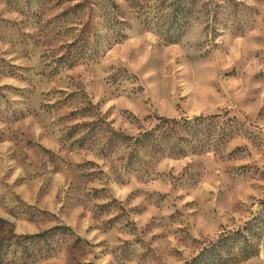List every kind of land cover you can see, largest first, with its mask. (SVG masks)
<instances>
[{
  "label": "rangeland",
  "instance_id": "374dc122",
  "mask_svg": "<svg viewBox=\"0 0 264 264\" xmlns=\"http://www.w3.org/2000/svg\"><path fill=\"white\" fill-rule=\"evenodd\" d=\"M0 264H264V0H0Z\"/></svg>",
  "mask_w": 264,
  "mask_h": 264
},
{
  "label": "trees",
  "instance_id": "16d2710c",
  "mask_svg": "<svg viewBox=\"0 0 264 264\" xmlns=\"http://www.w3.org/2000/svg\"><path fill=\"white\" fill-rule=\"evenodd\" d=\"M182 11V10H181ZM171 19V18H170ZM174 22L170 23L167 29V36L169 42L175 39L177 28L180 29L183 22H180L173 16ZM179 24V26L177 25ZM173 32L170 34L171 29ZM228 116L225 111L222 114H215L210 116H194V117H180V118H162L153 128L142 129L137 135H126L114 130L105 129L109 133L107 136V143L113 141L120 142L125 148L129 149L130 162H142L148 155L155 153H163L169 150L170 155L174 152L175 155H184L187 152L200 153L204 152V141H215V136L219 137L222 133L221 126L218 123H213V120L222 116ZM98 122L92 124L91 132L95 131ZM102 129V127H100ZM99 128V129H100ZM90 132V133H91ZM204 144V145H203ZM188 149V150H186ZM42 234L26 236V239H34L40 237Z\"/></svg>",
  "mask_w": 264,
  "mask_h": 264
}]
</instances>
